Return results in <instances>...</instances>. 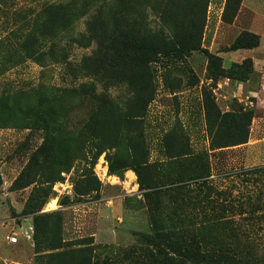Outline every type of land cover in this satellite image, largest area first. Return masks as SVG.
Instances as JSON below:
<instances>
[{"label": "rangeland", "instance_id": "rangeland-1", "mask_svg": "<svg viewBox=\"0 0 264 264\" xmlns=\"http://www.w3.org/2000/svg\"><path fill=\"white\" fill-rule=\"evenodd\" d=\"M182 1L176 0V5ZM209 2L200 42L193 30L192 43L197 41L198 45L193 51L175 46L182 33L192 35V31L177 29L176 16L171 14L178 15L182 7L174 2L167 11L162 7L165 0H5L0 6V264H74L72 257L77 260L83 249L90 250L92 264H161L146 239L152 230L142 194L148 190L140 191L135 174L123 167L146 162L141 180L161 187L184 177L190 159L196 155L202 156L214 175L210 177L212 188L224 193L221 199L231 207L226 216L233 217V224H240L246 232L241 235L242 243L264 264V181L255 174L216 178V174L234 168L248 169L261 158L245 145L250 142L254 120L262 115L255 99L248 96L245 100L233 88L237 82L251 79L252 89H256L257 78L254 72L237 73L230 66L222 68L223 76L212 79L216 73L209 71L204 51L219 55L207 48L212 38L204 36ZM83 3L87 5L85 15L48 32V36L42 35L46 28L43 23L55 17L52 6ZM95 12L103 22L109 12L113 13L117 28L124 26V20L136 25L140 35L155 37L150 46L157 51L166 49L160 47V41L174 48H167L166 54H150L147 44L125 74L118 75L116 67L114 74H109L103 70L106 67L91 65L89 59L99 51L96 43L90 40L85 47L78 43L81 36L90 38L87 24ZM228 18L229 13L222 14L224 24L234 21L228 23ZM249 20L246 11L237 25L245 29ZM33 26L39 43L35 62L25 60L19 47ZM221 33L224 39L218 41L217 49L230 51L240 34L232 40L230 32ZM260 52H264V38L256 50ZM224 78L229 80L227 84ZM83 84L92 85V93L99 98H87L86 92L81 101L75 95L61 97L57 92ZM138 87L153 95L142 117L134 119L131 111ZM44 93L54 113L49 119L43 116L45 124L54 129L53 158L47 161L51 169L47 173L46 167L43 175L27 185L25 179L18 178L41 146L44 133L40 125L30 126L25 110L37 106ZM205 95L213 103L209 119ZM102 101L109 102L116 112H97ZM40 108L44 110L43 105ZM218 115L231 116L234 122H221ZM114 125L115 147L95 160V142L88 133H101ZM127 141L136 146V158ZM241 142L245 143L217 148ZM184 153L190 155L179 157ZM106 157L116 166V175H109ZM66 159L75 160L69 169L65 168ZM35 171L39 173V169ZM91 175L100 188L86 193V178ZM160 198L161 210L171 204L168 196ZM172 208L164 211L173 217ZM13 233L18 237L15 245L6 239ZM58 245L61 248L52 249Z\"/></svg>", "mask_w": 264, "mask_h": 264}, {"label": "trees", "instance_id": "trees-1", "mask_svg": "<svg viewBox=\"0 0 264 264\" xmlns=\"http://www.w3.org/2000/svg\"><path fill=\"white\" fill-rule=\"evenodd\" d=\"M176 0H165L162 4L163 9L176 5ZM5 0H0V6ZM183 3L177 4L182 7L179 14L175 12L171 16H176L175 24L177 29H183L185 31H192V35L189 32L182 33L180 38L176 39L177 49L193 51L197 49L198 45L192 43L195 38V30L198 33V41L204 28L205 13L208 4V0H183ZM241 0H226L223 17L229 13V18L225 20L231 23L238 13ZM52 9L56 12L53 21L48 19L43 24L45 30L42 35L48 36V32L57 30L72 21H76L80 17L86 14V4H74V5H60L52 6ZM176 12L178 10H175ZM96 13V12H95ZM166 13V12H165ZM175 18V17H173ZM173 21V20H172ZM122 28H117L115 25V17L113 13L109 12L105 21H101L99 13L92 16L90 22L87 24L88 33L90 38L81 36L78 43H84L85 46H89L90 40H93L97 49L99 50L96 55L92 56L89 60L92 61L91 65H101L106 67L105 71L109 74L115 72L125 74L129 65H133L138 56L137 53L142 52L143 46L148 44V53H161L167 52V48H174L171 43L159 42L160 47L166 48L157 51L154 46H150L153 36L148 34L140 35L139 29L133 25L128 24L127 20L123 22ZM37 28L33 26L27 32L26 36L22 38L20 42V51L25 60L37 61L39 45L37 37L35 35ZM102 36V37H100ZM150 38V39H149ZM1 42V41H0ZM259 36L244 31L233 42L230 51H237L241 49H254L259 46ZM80 43V44H81ZM183 51V52H184ZM176 52V51H173ZM182 52V51H179ZM207 55L209 71H213L216 75L212 76V79L216 80L217 77L222 75V59L219 56L210 54L204 51ZM42 56V55H41ZM235 68L237 73L247 74L253 72V63L251 59H245L240 64L234 63L231 65ZM230 67V68H231ZM229 68V69H230ZM236 75V74H235ZM225 76V75H224ZM240 76V75H239ZM238 78H241L238 77ZM93 86L80 85L75 89L70 90H57L59 96L63 97L66 94L75 95L81 101L86 98L85 93L89 92V96L92 100H97L99 97L92 93ZM135 104L132 107L134 112L132 118L139 119L142 117V111L152 100V92L144 93L143 88L138 87L135 90ZM146 94V95H145ZM145 95V96H144ZM38 105L33 107H27L25 110V117L30 120V126L35 124L40 125L44 133V139L39 149L33 153L29 159L26 170L20 174L19 179H25V184L29 185L35 182L37 175H43L46 172H50L51 166L47 163L53 157L50 154L54 150L53 136L54 129L49 128V125L45 124L44 117L48 119L52 116L53 109L50 107V101L46 98V94L40 95L37 100ZM44 106V110L40 106ZM204 105L206 107L207 116L209 119V108L213 106L212 101L208 96H204ZM97 112H116L111 104L107 101H102L98 106ZM219 116V115H218ZM231 117V116H230ZM229 116H219L221 122L227 119V123L234 122ZM217 118V116H216ZM249 118V116H247ZM214 126V124H213ZM212 126V127H213ZM116 125L112 128H107L105 131L98 133L91 131L88 133L89 138L94 142V153L92 157L96 160L106 150L113 149L117 141ZM211 133L210 128H208ZM53 134V135H52ZM182 138V137H181ZM246 142V141H245ZM245 142L236 143L233 145L219 146L217 148H226L228 146H236ZM127 146L130 148V152L135 157V147L127 141ZM182 153V151H179ZM190 154H181L179 157L189 156ZM193 157V156H192ZM69 155L67 156V159ZM66 169H69L73 162L67 161ZM107 168L109 175H116L117 168L110 162V159L106 157ZM45 169L43 170V168ZM39 169V173L35 171ZM64 168V167H63ZM61 169L64 170V169ZM147 168L146 162H138L134 165L123 167L124 170H131L137 180L139 190H148L142 194L143 199L147 205L149 214V221L151 226V234L147 237V242L153 249L156 256L161 258V264H262V261L257 259L252 249H248L247 246L242 243L241 235L245 234L244 229L240 224H233V217H227L226 214L231 207L227 205V201L221 199L224 193H221L211 185V171L205 160H202L201 155L190 159L188 165V173L185 170V175L179 176L177 181L169 183L164 186L146 185L140 178L141 170ZM65 169V170H66ZM260 175L262 181H264V166L252 167L248 169H241L232 171L222 175H216V178L229 177L232 178L236 175L247 177L248 175ZM188 175V176H187ZM58 176H55L52 181L56 180ZM85 192L96 191L100 188L99 181L93 176H87L85 182ZM168 196L171 198L168 200L171 202L169 206L173 205L174 215L166 213L169 206H164L161 210L160 196ZM45 199L48 197L44 195ZM225 201V202H224ZM224 202V204H223ZM167 208V209H166ZM243 214H240V216ZM175 217V219H174ZM175 220V222L173 221ZM61 248L60 245L53 247V250ZM61 256V255H58ZM91 252L89 249H83L79 251L77 260L72 257L74 264H92Z\"/></svg>", "mask_w": 264, "mask_h": 264}, {"label": "crops", "instance_id": "crops-1", "mask_svg": "<svg viewBox=\"0 0 264 264\" xmlns=\"http://www.w3.org/2000/svg\"><path fill=\"white\" fill-rule=\"evenodd\" d=\"M225 4L226 0H210L206 14L207 26L204 31V36L212 38L207 48L211 52L217 53L219 57L222 58V68L224 69H229L231 64L234 63L240 64L245 59L252 60L253 72L257 78L256 89H252L254 82H252L251 79L247 80L246 82H237L233 88H235V93L239 94L240 96H250L255 99L257 108H259V112L262 115L261 117L254 120L255 127L252 129L250 142L245 145L248 151L253 150L255 154L258 152L261 158H259V162L255 163L254 166L246 168L264 166V157H262L264 156V152H262V149H264V52L256 53L257 48H259L261 44V39L264 38V2L261 0H241L238 13L231 24H224L222 21V14ZM246 11L250 13V20L248 26L244 29L242 27L240 28L237 25V22L241 14ZM221 31L230 32L232 40L242 31L253 33L260 38L259 46L249 50L241 49L237 51H220L217 49L219 44L218 41L220 39H224ZM228 45L229 44H227V46ZM224 81L226 82L224 83L227 84L229 80L224 78ZM234 169V171L237 170L236 168ZM188 170L186 173H188ZM212 176L214 178V175L211 173V177ZM130 178H133L134 180L133 174H131Z\"/></svg>", "mask_w": 264, "mask_h": 264}, {"label": "built area", "instance_id": "built-area-1", "mask_svg": "<svg viewBox=\"0 0 264 264\" xmlns=\"http://www.w3.org/2000/svg\"><path fill=\"white\" fill-rule=\"evenodd\" d=\"M245 100H248V97H245ZM249 105L251 106L252 105V102L251 101H248ZM8 240V243L11 244V245H15L18 243V237L16 236V234H11V237L8 236L6 238Z\"/></svg>", "mask_w": 264, "mask_h": 264}, {"label": "bare ground", "instance_id": "bare-ground-1", "mask_svg": "<svg viewBox=\"0 0 264 264\" xmlns=\"http://www.w3.org/2000/svg\"><path fill=\"white\" fill-rule=\"evenodd\" d=\"M131 180L133 181V178ZM51 203H52V205H54L55 204V200H52Z\"/></svg>", "mask_w": 264, "mask_h": 264}]
</instances>
